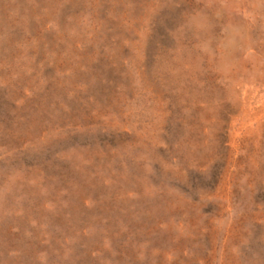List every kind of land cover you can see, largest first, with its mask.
<instances>
[{"label": "rangeland", "instance_id": "rangeland-1", "mask_svg": "<svg viewBox=\"0 0 264 264\" xmlns=\"http://www.w3.org/2000/svg\"><path fill=\"white\" fill-rule=\"evenodd\" d=\"M0 264H264V0H0Z\"/></svg>", "mask_w": 264, "mask_h": 264}]
</instances>
